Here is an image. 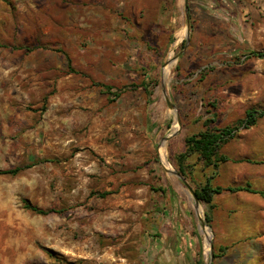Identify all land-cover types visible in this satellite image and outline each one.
I'll list each match as a JSON object with an SVG mask.
<instances>
[{"label":"rangeland","instance_id":"obj_1","mask_svg":"<svg viewBox=\"0 0 264 264\" xmlns=\"http://www.w3.org/2000/svg\"><path fill=\"white\" fill-rule=\"evenodd\" d=\"M251 50L264 0H0V170L25 167L0 175V264L177 262L157 252L187 225L209 264L208 206L188 185L215 169L193 156L185 178L176 155L213 117L235 126L264 106ZM221 153L214 186L238 183L234 163L264 174V117Z\"/></svg>","mask_w":264,"mask_h":264},{"label":"crops","instance_id":"obj_2","mask_svg":"<svg viewBox=\"0 0 264 264\" xmlns=\"http://www.w3.org/2000/svg\"><path fill=\"white\" fill-rule=\"evenodd\" d=\"M229 167L239 171L235 175L238 183L225 187L245 186L251 182L253 189L259 192L223 190L215 194L212 211L213 264H264V174L259 175V170L251 163H234ZM195 230L192 225H187L185 230L176 226L172 234L167 233L172 242L166 246L167 239L161 240L157 254L164 251L169 255L170 252V260L177 258V262H165L167 264H204V240Z\"/></svg>","mask_w":264,"mask_h":264},{"label":"trees","instance_id":"obj_3","mask_svg":"<svg viewBox=\"0 0 264 264\" xmlns=\"http://www.w3.org/2000/svg\"><path fill=\"white\" fill-rule=\"evenodd\" d=\"M186 42V40H184ZM21 46H14L13 49H18ZM39 48L34 47L32 49ZM248 57H256V58H264V50H251L247 53ZM245 118L241 119L239 123L235 126H226V127H216L211 126V123L215 122V118L208 120L206 125V129L193 133L191 135L186 136L185 138V150L176 155L177 168L180 174H182L185 178L191 176L194 172V165L189 163L190 158L193 156H197V161L201 162L204 167H212L215 169V172L212 176L206 178L203 183H198L196 188L194 189L196 195L199 200L208 206V210L205 213V219L209 225L212 224V210L215 207L214 196L217 193H220L223 190H229L231 192H237L241 190H246L249 192L257 193L253 189L251 184L238 185V186H214L213 179L217 173V169L220 164L228 161L229 158L221 153V149L226 142H228L231 138L235 137L236 132L239 126H244V128L248 129L257 125L259 119L264 117V106L261 108L251 107L246 110ZM239 161H249L246 159H241ZM25 167L17 166L14 168L0 170V175H17L20 173ZM263 193V192H260ZM105 195V194H103ZM23 208L29 210L38 215H49L52 213L60 214L63 210L58 208H42L35 204H32L28 199H23Z\"/></svg>","mask_w":264,"mask_h":264},{"label":"water","instance_id":"obj_4","mask_svg":"<svg viewBox=\"0 0 264 264\" xmlns=\"http://www.w3.org/2000/svg\"><path fill=\"white\" fill-rule=\"evenodd\" d=\"M186 11H187V14H188V7H186ZM188 37H187V41H188ZM183 179V178H182ZM184 180V179H183ZM188 185V184H187ZM188 187L190 188V190L192 191V194L194 196V199L196 201V203H199V198L198 196L196 195L195 191L188 185ZM215 256H214V253L212 251L211 253V258H210V263L209 264H213V260H214Z\"/></svg>","mask_w":264,"mask_h":264},{"label":"bare ground","instance_id":"obj_5","mask_svg":"<svg viewBox=\"0 0 264 264\" xmlns=\"http://www.w3.org/2000/svg\"><path fill=\"white\" fill-rule=\"evenodd\" d=\"M172 64H173V61L168 65V67H167L168 70L171 68ZM163 161H164V165H166L167 167H171L170 162L168 161L166 155H163ZM208 238H210V237L208 236Z\"/></svg>","mask_w":264,"mask_h":264}]
</instances>
